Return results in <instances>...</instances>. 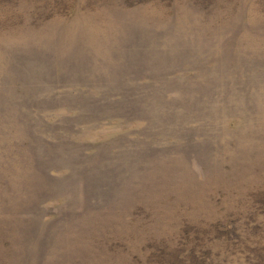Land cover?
<instances>
[{
    "label": "rangeland",
    "instance_id": "374dc122",
    "mask_svg": "<svg viewBox=\"0 0 264 264\" xmlns=\"http://www.w3.org/2000/svg\"><path fill=\"white\" fill-rule=\"evenodd\" d=\"M0 264H264V0H0Z\"/></svg>",
    "mask_w": 264,
    "mask_h": 264
}]
</instances>
